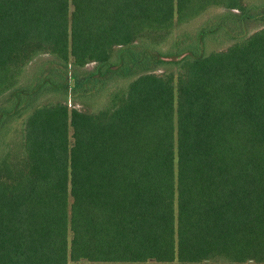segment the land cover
Here are the masks:
<instances>
[{"label":"trees","instance_id":"16d2710c","mask_svg":"<svg viewBox=\"0 0 264 264\" xmlns=\"http://www.w3.org/2000/svg\"><path fill=\"white\" fill-rule=\"evenodd\" d=\"M214 9L264 19V0H0V264H264V29L164 48ZM45 54L60 69L22 86ZM86 83L116 88L34 106Z\"/></svg>","mask_w":264,"mask_h":264},{"label":"rangeland","instance_id":"374dc122","mask_svg":"<svg viewBox=\"0 0 264 264\" xmlns=\"http://www.w3.org/2000/svg\"><path fill=\"white\" fill-rule=\"evenodd\" d=\"M229 12L224 9H214L209 11L206 15L198 18L197 20L188 23L185 26L180 27L174 38L177 37L176 47H173V43L167 47H164L166 50H170L173 52H178L182 48H190L196 44V38L199 33V30L206 27H213L216 25H222L224 31H219L209 42L208 49L210 51H225L231 45H233L239 38L250 37L254 33L264 29V19L258 18L255 20L248 21H238L237 19H232L229 16ZM234 14H239L238 12H234ZM231 20V21H229ZM54 58L50 55H41L32 61L26 68V72L21 77L22 86H34L41 79L53 76L52 72L58 71L60 69L59 66L54 65ZM94 69V64L87 65L84 69H78L80 75H75L77 70L72 69L68 75V82H70V78L76 76L78 80H83L86 76L85 73L88 71H92ZM168 69L173 70L172 67H161L152 69L156 74H163ZM141 74V71H139ZM143 73V72H142ZM123 82V81H122ZM116 83H110L109 85H94L92 83H86L83 88H72L69 89V94L67 98H64L63 95L53 94L51 92H46L44 96L40 98H35V107L40 105H50L56 103H66L68 104L69 109H76L84 112L93 111L102 103L107 100L108 91H112L116 88ZM107 86L104 94L101 95L103 100L99 102H95L94 104L88 99L89 91L93 89H97L98 87ZM104 88V87H103ZM88 97V98H87ZM101 98V99H102ZM7 98H2L0 100V106H4ZM34 109V108H33Z\"/></svg>","mask_w":264,"mask_h":264}]
</instances>
